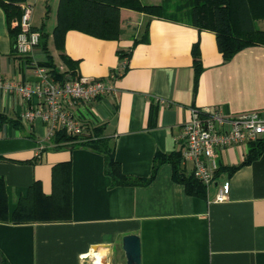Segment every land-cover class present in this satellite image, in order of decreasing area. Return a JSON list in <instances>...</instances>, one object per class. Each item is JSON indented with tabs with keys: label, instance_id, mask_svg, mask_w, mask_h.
I'll use <instances>...</instances> for the list:
<instances>
[{
	"label": "crops",
	"instance_id": "crops-1",
	"mask_svg": "<svg viewBox=\"0 0 264 264\" xmlns=\"http://www.w3.org/2000/svg\"><path fill=\"white\" fill-rule=\"evenodd\" d=\"M57 3L46 0L45 18L55 12L51 29ZM146 21L147 40L134 44ZM31 25L38 27L32 18ZM195 42L203 70L193 91ZM10 46L0 7V77L38 83L36 68L23 73L18 60L9 58ZM130 47L128 68L114 79L115 90L74 107L86 125L104 124L125 174L147 177L157 152L181 150V126L191 106H220L233 113L257 109L264 117L263 45L244 47L224 61L214 32L126 7L120 9L118 39L75 29L65 35V52L89 78L121 70L117 50ZM37 101L35 95L27 100L17 90L0 88V109L8 115L19 116ZM152 104L157 105L156 122L149 126ZM22 123V128L7 123L0 129V176L9 212L35 180L50 194L53 165L70 162L72 214L62 222H0V255L8 264H99L98 259L118 264L124 258L122 236L128 233L139 236L141 264H264V149L232 174H218L201 197L187 194L173 179L169 162L160 163L146 184H113L102 153L68 143L54 148L40 119ZM246 151L244 144L218 150L219 166L239 163ZM184 166L190 169V163ZM225 180L227 197L216 200V187Z\"/></svg>",
	"mask_w": 264,
	"mask_h": 264
},
{
	"label": "trees",
	"instance_id": "trees-1",
	"mask_svg": "<svg viewBox=\"0 0 264 264\" xmlns=\"http://www.w3.org/2000/svg\"><path fill=\"white\" fill-rule=\"evenodd\" d=\"M25 0H0V7L5 14L9 39V58L18 60L19 70L24 73L25 68H45L47 74L58 81L72 80L80 76L78 60L71 58L65 52V35L68 30L75 29L89 35L103 39H118L120 36V9L131 8L144 12L150 17L157 16L172 20H185L199 30H209L215 33L216 44L223 60L227 61L244 47L251 45L264 46V29L255 25L257 19L264 18V0H161L159 3H147L143 0H58L56 7V21L51 30L45 29L43 22L39 31L37 56L34 49L27 53H20L15 47L19 33L18 21L22 10L21 3ZM168 10H171L167 13ZM148 21L143 27V34L138 41L147 40ZM49 37L57 51L59 62L55 61L49 46ZM132 47L127 50L118 49L117 55L121 61V70L112 69L114 78L121 76L128 68V59ZM193 68V91H196L198 79L203 70L201 53L198 42L191 48ZM157 105L152 104L149 110L148 124L154 126L156 122ZM22 119L11 116L0 109V129L4 124H12L22 128ZM52 146L82 145L98 151L104 155L105 170L111 176L113 184L130 185L146 184L156 174L162 162H169L172 166V177L184 186L189 195L206 197L208 186L196 178L192 169L182 163L181 150L157 152L154 156L152 170L149 176H132L122 171L120 163L114 157V144L104 135V124L84 123L83 132L69 135L65 130L57 129L52 138ZM264 149V136L247 143V151L243 159L233 165L219 166L215 177L221 172L232 174L239 167L256 159ZM37 158L32 162H36ZM71 164L59 162L52 167V191L43 192L39 181H33L25 195L20 196L14 210L8 209V196L5 181L0 176V222L30 223V222H62L71 219ZM3 264L8 262L2 258Z\"/></svg>",
	"mask_w": 264,
	"mask_h": 264
},
{
	"label": "built area",
	"instance_id": "built-area-1",
	"mask_svg": "<svg viewBox=\"0 0 264 264\" xmlns=\"http://www.w3.org/2000/svg\"><path fill=\"white\" fill-rule=\"evenodd\" d=\"M33 7V1L25 0L21 3L22 13L18 21L20 30L15 42L20 53L32 51L39 41V31L31 25ZM36 70L41 75L38 83L27 84L0 77V88L6 92L17 90L27 100H31L33 95L37 97L38 101L27 106L19 117L24 122L40 119L47 139H51L57 129L65 130L69 135H80L84 122L74 107L115 90L112 73L106 78L80 75L61 82L51 78L45 68L39 67ZM260 136H264V117L257 109L233 113L220 106H191L189 116L181 126L182 163H190L194 176L209 187L219 167L218 150L229 145H247ZM228 191L229 182L225 180L217 185L215 199H225ZM80 258L83 260L88 257L81 255ZM94 262L101 264L98 260Z\"/></svg>",
	"mask_w": 264,
	"mask_h": 264
},
{
	"label": "rangeland",
	"instance_id": "rangeland-1",
	"mask_svg": "<svg viewBox=\"0 0 264 264\" xmlns=\"http://www.w3.org/2000/svg\"><path fill=\"white\" fill-rule=\"evenodd\" d=\"M147 1V0H144ZM34 7L32 10V19L34 20L35 24H42V21H46L45 23V29L49 32L51 29V25L53 24L54 18H55V12H51L50 18L46 19L45 18V8H46V0H34ZM54 3V0H52V4ZM171 10H168L167 13H169ZM255 25L259 28H264V18L263 19H257L255 21ZM52 30V29H51ZM49 46L51 48V51L53 53V56L55 58V61L58 63V55L56 53V50L53 47V43L51 38L49 37ZM212 187V186H211Z\"/></svg>",
	"mask_w": 264,
	"mask_h": 264
},
{
	"label": "water",
	"instance_id": "water-1",
	"mask_svg": "<svg viewBox=\"0 0 264 264\" xmlns=\"http://www.w3.org/2000/svg\"><path fill=\"white\" fill-rule=\"evenodd\" d=\"M123 260L118 264H141L140 259V241L135 233H128L122 236ZM0 264H3L0 255Z\"/></svg>",
	"mask_w": 264,
	"mask_h": 264
},
{
	"label": "bare ground",
	"instance_id": "bare-ground-1",
	"mask_svg": "<svg viewBox=\"0 0 264 264\" xmlns=\"http://www.w3.org/2000/svg\"><path fill=\"white\" fill-rule=\"evenodd\" d=\"M98 261H100V262H101V259H98Z\"/></svg>",
	"mask_w": 264,
	"mask_h": 264
}]
</instances>
